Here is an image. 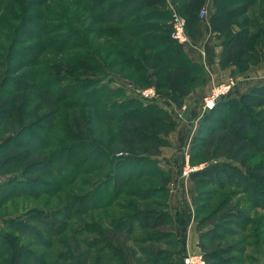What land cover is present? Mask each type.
I'll return each instance as SVG.
<instances>
[{
  "label": "trees",
  "instance_id": "obj_1",
  "mask_svg": "<svg viewBox=\"0 0 264 264\" xmlns=\"http://www.w3.org/2000/svg\"><path fill=\"white\" fill-rule=\"evenodd\" d=\"M8 1L13 2L11 4L15 6L11 7L10 4L6 7V0H0V68L3 69L0 73V102L2 101L0 123L12 118L13 123L19 122L21 125L25 123L28 115L35 116V119L30 121V124H23L16 135L4 138L0 143L1 148L12 140L16 141L13 146L19 151L17 156H8L1 160L0 164L11 163L12 158L15 161L23 160L25 155H29L36 149L32 148L28 142L17 141L21 131L23 133L27 131L28 137L38 143L37 148L41 153L44 152L46 160L39 158L35 163L29 162L22 168L20 175L1 181L0 203L9 197L22 196L37 199L44 196L54 197L55 204L52 208H34L28 217L25 213L26 215L22 218H9L3 221V226H0V264H46L48 258L37 251L35 245L49 250L52 247L50 238L53 239L68 231L69 224L73 223L72 218L96 210L103 211L107 223L114 229L121 230L125 226L129 232L133 229L132 224L138 221L140 229L158 231L157 235L153 236L155 237L153 240H164L167 244H175V248L171 252L160 250V255L154 258L153 262L156 263V260L161 259L164 264H180L176 257L178 237L171 230L164 229V226L171 223V216L167 210L170 170L163 169L158 160L146 154L115 156L111 150L114 148L111 145L112 138L118 137L122 132L130 135L131 138L127 144L130 148L140 149L133 145L134 141L165 143L162 136L149 135L148 132H143L144 128L125 126L120 122L146 120L154 124L159 121L158 126L165 132L174 126H171L164 118L159 120L156 116L148 115L151 109H158L156 104L126 112L124 110L131 107H140L139 99L120 97L103 103L102 99L109 95L113 97L124 94L120 89L98 84L100 81L95 78L78 77L68 68L62 71L46 68L45 64L43 66L40 60L31 58L30 54L33 51L36 52L37 48L40 53L47 49L58 53L67 52L69 53L66 61L69 62L68 64L73 65L77 70L93 72H101L105 67L103 61L100 64L101 53H105L104 59L112 55L114 58H111L109 65L112 68L118 67L119 73L124 74L123 71L127 70L129 73H126V76L131 80L149 83L148 71L151 69L154 85L159 94L181 103L193 89L206 82V75L203 65L191 60L185 52V46L171 37L172 13L169 2L186 18L187 33L196 43L197 25L200 21L198 13L205 0H71V2H65L74 10L78 8L73 7L72 3H81L87 11L97 13L94 17L96 22L113 24L105 29V33L109 36L108 40L97 43L96 38L93 37V44L96 46L93 51L87 47L86 41H89L87 37L89 32L95 33L94 35L98 33L99 30L95 26L86 25L81 31L68 24V17L63 18L54 12L48 13L50 18L47 20H44V14H27L31 9L30 4L39 6L42 0ZM213 7L209 24L211 32L221 38L218 65L221 69L235 66L243 71L253 60L252 58L260 57L259 51L251 41H254L255 34L264 32V0H213ZM77 12H82L83 16L82 9ZM52 55L55 57L54 54ZM11 62L13 65H10ZM27 66L32 69L22 70ZM95 84L98 85L94 87ZM20 93L32 94L33 99L31 96L24 97L26 100L13 101L10 104V98L6 97L12 94L19 96ZM75 95L80 97L72 105L88 108L84 113L89 117V121L81 119L77 123L73 119L71 121L69 117H64V123H61L56 118L55 105L67 101L65 105L69 106L72 100L70 97ZM27 100L31 102L27 104ZM36 100H39V116L33 114L36 109L33 112L29 111V107ZM43 106L47 109L45 112L42 110ZM159 109L163 114L161 108ZM219 110L222 111L220 115L217 113ZM260 111H264V81L239 97L219 99L211 109L204 112L199 128L200 125L203 126L202 128L208 133L216 129H224L239 137H242L244 132L255 129L257 133L252 141L261 150L264 149V129L258 126V123H261ZM79 113L83 116V111ZM103 121L108 123L107 128L110 126L115 130L110 128L103 131L104 127L101 126ZM53 128L55 132H52ZM32 129L35 130L31 132ZM104 135L108 136L107 143L101 141ZM196 138L193 140H197ZM123 142L126 143V139H123ZM196 145V142L192 143L190 164L198 156L194 152ZM204 148L206 146L197 148V154H204ZM41 155L43 154H39V157ZM149 172L165 174V176L168 172L169 174L163 186L149 182L146 188L123 190L127 182L140 180L143 175L150 176ZM25 175L33 177L27 178ZM189 175L195 184L194 215L199 207L198 186H213L221 189L226 185L236 184L242 186L245 192L251 191L249 198L253 207L264 208V186L256 188L245 174L227 161L218 160L209 163L192 171ZM245 176L249 179V183H246ZM68 184H77L81 187L80 193L77 195L66 193L65 188L63 191V187ZM82 187L87 189L82 190ZM158 189L165 193L162 208L153 211L140 209L138 202L146 201ZM109 191H111L110 194ZM58 194L62 198H59ZM201 207H205V204ZM107 208H110L111 212ZM114 211L127 213L115 214ZM244 212L245 210L228 213L225 216V225L222 224L219 231L223 230L224 234L231 235H236L237 232H249L247 237L255 240L259 234L256 227L261 221L259 219L256 226L248 228L252 220L245 216ZM243 219L246 221L244 222ZM32 220L37 224H31ZM202 224L197 221V228L201 231L200 248L203 240L218 239L222 236L220 232H217L216 226L204 230ZM84 226H89L90 230L97 227L92 223H86ZM39 227H43V230ZM14 232L29 235L39 244L23 241ZM94 232L99 233V228ZM209 233H212V237H208ZM100 237L98 236V239ZM98 251L100 252L101 248ZM232 252L243 251L234 246L230 248L224 246L220 252L202 253L206 260L214 263L228 264L237 261L240 264L241 261H254V257L250 255L246 257V254L241 260L237 256H225L231 255ZM64 253L60 252V255L70 259V256H64ZM206 264H212V262H206Z\"/></svg>",
  "mask_w": 264,
  "mask_h": 264
},
{
  "label": "rangeland",
  "instance_id": "obj_2",
  "mask_svg": "<svg viewBox=\"0 0 264 264\" xmlns=\"http://www.w3.org/2000/svg\"><path fill=\"white\" fill-rule=\"evenodd\" d=\"M24 1V0H20ZM65 2H71V0H42L39 6H33L30 4L29 7L31 9L28 11L27 14H33V13H40L44 14V20H47L50 18L49 12H54L58 16H61L63 18H69V25L83 31L84 27L86 25L95 26L97 28L98 33L94 35L95 33L89 32L87 34V37L89 38L88 42V48L93 51L95 50V45L93 44L94 38L97 43H101L104 40H108L109 36L105 33V29L109 28L110 26H113V24H103L98 23L94 19L95 15L97 13L95 12H89L85 9V7L79 3L73 2V7L75 6L78 9H73L70 7V5H67ZM13 2H9L6 0V7L10 5ZM14 4H11V7H14ZM83 10V16L82 12H77L79 10ZM18 14H20L18 12ZM77 14V15H76ZM180 14V13H179ZM5 15V13H4ZM181 15V14H180ZM6 16V15H5ZM184 20L187 27V21L186 18L181 15ZM10 20L8 16H6ZM85 18V19H84ZM236 27V26H235ZM212 45H210V50L215 52L216 47L218 44H220L221 38L215 34L212 35ZM264 32L261 34H255L254 41L252 40L257 50L259 51L260 57L251 60V62L242 70L237 69L235 66H229L227 67V78H225L222 81H219L218 83H214L210 85V87L206 88L205 91L206 94L210 93L212 89L216 86H218L221 83H227L230 81H233L232 89L226 93L225 95L221 96L219 99L223 98H230V97H239L244 92L249 91L251 88L260 85L261 82L264 81ZM194 39V38H193ZM191 38V40L194 42ZM92 40V41H91ZM185 46V45H184ZM187 46V45H186ZM39 47V46H38ZM191 47V46H188ZM194 48V47H192ZM37 51H33L30 54V57H35L37 60H40V64H45L46 68H50L55 71H62L65 69L73 70L75 75L78 77H88V78H95L98 81H100L98 84H106L112 89H120L124 95H114L105 97L102 99L103 103H107L110 101L115 100L116 98H137L139 99L141 106H134L131 107L128 110H137L139 108H142V106H146L149 104H156L158 106V109L161 108V110L164 112H160V109L150 110L148 112V115L150 116H156L159 120H162L160 118H164L165 120L169 121L171 126H174L169 131H164L162 128H160L159 121H156L157 123H150L146 120H138V121H129V122H120V124H123L125 126H136L144 128L145 131L148 132L149 135H159L161 138H164L165 141L164 144H156V143H146L142 141H134V146H138L140 149L130 148L127 146L130 135L127 133L122 132L121 135H118V137H113L111 141V145L114 146V148L110 149L113 151V154L115 156H128L131 154V156H134L135 154H146L150 158H154L158 160L159 165L166 169L167 171L170 170L171 176H172V169H169V167H166L165 162H163V159H165L166 155H171L176 157L175 158V164L174 170L176 173L179 172V175H182V171L186 165V161L190 158L191 154V146L192 143L196 142V149L194 150L195 155L197 156L194 158L192 164H189L194 167V170L204 167L205 165L222 160L227 161L231 164H233L240 172L245 174L253 183V185L256 188H259L260 186H264V149H259L255 143L252 141V138L255 136V129L248 130L243 133L242 137L234 136L227 132L224 129H216L212 133H208L207 130L205 131L201 125L199 128V123L201 122V119L203 117V114L205 110L203 109V104L199 107L197 105H194L190 103L188 106L187 99L195 100L193 97L195 96L196 90L193 89L188 95L184 97L181 103L175 102L161 94L157 91L154 85V77L152 76V70L150 69L148 71L149 75V83H144L138 80H131L128 76H126V73H129L127 70H124L123 73H119L118 67L112 68L111 65H109V62L111 58H114L112 55L107 56L108 59H104L105 53H99L96 51L97 54H100V64L102 61L104 62L105 67L103 68V71L101 72H93V71H85V70H77L75 67L71 64H68L69 62H66L69 58V53H58L53 50L47 49L43 52H39V48L36 49ZM54 54L55 57L52 55ZM19 58V57H18ZM250 58V59H251ZM10 65H13V62L10 63ZM44 66V65H43ZM31 67H23L22 70H31ZM3 69L0 68V73H2ZM137 76V75H135ZM210 78L213 76L212 73H209ZM98 84H95L94 87ZM205 88V83L199 88L203 87ZM153 87L157 93V98L150 101V99L144 98L140 95L139 91L148 88ZM198 88V89H199ZM33 99L32 94L27 93H20L19 96H15L14 94L8 95L6 98H10L9 103L11 104L13 101L20 102L24 101V97H30ZM18 97V98H17ZM80 95L71 96V105L66 106L65 102L63 101L60 104L55 105V115L58 120L63 122L64 117H69L72 121V119L75 122H80L81 119H85V121H89V117L86 116L84 113L85 110H88V108H80L78 105H72V103H76L77 98H79ZM5 98V99H6ZM49 100V98H48ZM70 100V99H69ZM156 100V101H155ZM2 102V101H1ZM0 102V104H1ZM31 102V100H27V104ZM8 103V104H9ZM39 100H36L31 104L29 107V111L33 112L35 109L34 115L36 114L39 116ZM53 107V106H52ZM198 107V108H197ZM91 108V107H89ZM101 109V108H99ZM42 110L45 112L47 109L42 107ZM93 110V109H89ZM79 111H83L82 114L79 113ZM261 112V111H260ZM218 115L222 114V111H217ZM80 114V115H79ZM188 116V117H187ZM259 118L261 120V123H258V126L263 127L264 129V111L259 114ZM35 116L28 115L27 119L25 120V123H22L20 125L19 122L13 123V119H8L4 122L0 123V143L3 142L4 138L7 137H13L18 133V130H20V127L23 124H30L29 122L34 120ZM191 119H195L193 121H188ZM104 123H101V126L104 128L103 131H106L110 129L109 126L107 128V122L103 121ZM117 122V121H116ZM66 124V123H65ZM64 124V125H65ZM181 126V129H179L178 132H176V127L179 125ZM85 127V123H84ZM106 127V128H105ZM187 127V128H186ZM71 128V127H70ZM74 129V126H73ZM115 130L113 127L111 128ZM190 129V130H189ZM35 129H32L31 132H33ZM52 132H55V129H51ZM185 130V131H184ZM188 131V136L187 132ZM119 132V131H115ZM15 133V134H13ZM36 133V131L34 132ZM37 134L39 135V131H37ZM20 137H18L17 141L25 143L28 142L31 144L32 148H36L33 150L32 153L29 155H25L23 160L15 161L13 158L11 159V163L2 165L0 164V182L3 180H6L7 178H10L11 176H17L20 175L21 170L23 167H26L29 162L35 163L40 159L46 160L44 152H40L37 148V142L33 140V138L28 137L27 131H21L19 132ZM191 136V138H190ZM197 136V138H196ZM258 136V135H257ZM168 137L172 140L173 145L171 146ZM189 138L191 141H189ZM197 140H193V139ZM102 139V138H101ZM108 139L107 135L103 136L102 142H106ZM123 139H126V143L123 142ZM206 141V142H205ZM16 141H10L4 146L0 148V162L1 160H4L8 156L18 155L19 151L16 150V148L13 146ZM107 143V142H106ZM105 144V143H104ZM176 144V145H175ZM171 148H164L165 146H169ZM204 148V154H197V148ZM7 148V149H6ZM180 154L177 156V154ZM166 152V154H165ZM39 154H43L39 157ZM193 158V157H192ZM171 159V158H170ZM167 161L168 157L166 158ZM148 168V167H147ZM150 176H142L140 180H131L127 182L123 186V190H127L129 188H146L149 185V182H152L153 184H160L159 186H163L165 183V180L167 176L165 174H160L156 172H149ZM33 176H38L37 174H32ZM239 175V173H238ZM24 176V175H23ZM27 178L33 177L31 175H25ZM245 176V177H246ZM186 177V176H185ZM246 177V183H249V179ZM171 181V180H170ZM169 181V182H170ZM168 182V185H169ZM244 184V183H242ZM150 186H157V185H150ZM67 191L66 193H73V194H79L80 188L77 184L73 185H65L63 187V191ZM87 189V187H82V190ZM251 189V187H250ZM161 189H158V191L152 195L150 198H147L146 201H139L138 207L142 210H149L153 211L154 209H161L162 202L165 200V193ZM111 191L108 193L110 194ZM250 192L246 191L244 188L236 184H230L222 187L221 189H218L217 187L213 186H198V210H195L196 219L199 222H202L203 229H209L213 226L217 227V232L222 235L218 239H210V240H203L201 242V251L204 252H220L222 247L227 246V248L235 247L239 250H242L243 252H232L231 255H225V256H237L239 260H241L243 257L251 256L254 257V261H241L240 264H264V208L261 207H253L252 202L250 201ZM59 195V194H58ZM58 198V197H57ZM59 198H62L59 195ZM121 198V197H120ZM54 197H39V198H29V197H9L4 199L0 203V226H3V221L7 220L9 218H16V217H24L23 215H26L27 217L29 214H31L32 210L37 207H48L52 208L54 206ZM56 202V201H55ZM147 204V205H146ZM202 204H205V207H201ZM108 211L111 212L110 208H107ZM244 211L245 210V216L250 218L252 221L248 224V228H252L258 224L257 222L261 221V223L258 224L256 229L259 231L258 237L255 238V240L249 239L247 236L249 232L241 233L237 232L236 235L231 234H224V231H219L224 224L225 225V216L232 212V211ZM115 214H121V213H127L125 211H114ZM30 216V215H29ZM74 220V221H73ZM245 222L246 220L243 219ZM72 224H69L68 231L64 232L63 234L57 235L55 238H50V243L52 244V247H50L49 250L45 249L43 246L35 245V248L37 251L41 252V254H45V256L48 258L46 261V264H164L163 260H156L157 262L154 263V258L158 257L160 255V250H168V252L173 251L175 248V244H167L166 241H154L153 236H156L158 231H151V230H144L140 229L138 226V221H135L134 224H132L133 229L132 231L128 232V229L123 226L124 228L121 230L114 229L112 226H109L107 223V218L105 217L102 210H96V211H89L84 215H77L72 218ZM31 224L36 225L37 223L32 220L30 221ZM86 223L92 225H97L96 229L90 230L89 226L85 227ZM219 225V226H218ZM82 226V227H81ZM84 226V227H83ZM251 226V227H250ZM230 227V226H229ZM43 230V227H39ZM97 228H99V233L94 232L97 231ZM15 235L20 236L23 241H28L31 244H39L37 243L31 236L29 235H21L18 232H14ZM98 236H101L98 239ZM212 237V233L208 234V237ZM150 239V240H149ZM93 240H98L97 242H94ZM109 243V244H108ZM101 248V251L99 252L98 249ZM60 252H65L64 256H70V259L64 258L62 255H60ZM249 259V258H248ZM206 260V259H205ZM67 261V262H65ZM167 261V260H166ZM165 261V262H166ZM207 263L212 262V264H222V263H214L213 261L206 260ZM228 264H239L237 261L231 262Z\"/></svg>",
  "mask_w": 264,
  "mask_h": 264
},
{
  "label": "crops",
  "instance_id": "obj_3",
  "mask_svg": "<svg viewBox=\"0 0 264 264\" xmlns=\"http://www.w3.org/2000/svg\"><path fill=\"white\" fill-rule=\"evenodd\" d=\"M169 7L171 8V3L169 2ZM206 11L205 16L200 18V21L197 25L198 28V38L196 43L199 44L205 50L204 57L201 55L197 48H192L185 46V52L194 62L201 63L205 69L206 82L204 86L195 88V96L193 99H187L188 106L191 104L201 106L202 99L206 95V92L203 91L210 85L218 83L219 81L227 78V68L221 69L218 65L219 54L221 50L220 44L217 45L215 52L210 50V45H212V35L209 24V17L214 10L213 0H205L203 7ZM209 73H212L213 76L210 78ZM199 88V89H198ZM198 108V107H197ZM188 117V116H187ZM195 119H189L188 121H193ZM192 123V122H191ZM179 125L176 128V132L181 129ZM187 128V127H186ZM190 130V129H189ZM185 131V130H184ZM188 136V131L186 132ZM191 138V136H190ZM189 138V141L191 139ZM171 146L173 145L172 140L168 137ZM176 145V144H175ZM164 148H171L165 146ZM166 154V152H165ZM180 154H177V156ZM168 160L163 159L166 167L172 169L171 181L168 185V197H167V210L171 216V223L167 226H164V229L171 230L178 237V253L176 257L179 259V263L182 264V259L186 255L196 254L201 251L199 242H200V230L197 228V221L194 215V195H195V184L189 176L179 175V172L176 173L174 170L175 158L171 155H166ZM171 158V159H170ZM199 169V168H198ZM197 170V169H196Z\"/></svg>",
  "mask_w": 264,
  "mask_h": 264
},
{
  "label": "built area",
  "instance_id": "obj_4",
  "mask_svg": "<svg viewBox=\"0 0 264 264\" xmlns=\"http://www.w3.org/2000/svg\"><path fill=\"white\" fill-rule=\"evenodd\" d=\"M171 13H172V30H171V37L175 39L178 43L182 45L191 46L194 48H197L201 55L204 57L205 50L203 47H201L199 44L193 42L191 38L189 37L187 30H186V24L184 18L176 11V9L171 6ZM205 9L201 8L198 16L199 18H202L205 16ZM233 86V81L227 82V83H221L218 86L214 87L212 91L208 94H206L202 99L203 109L209 110L211 109L214 104L219 100V98L226 93H228ZM140 95L147 99H156L157 93L153 87L144 88L139 91ZM194 171V167L191 166L186 161V165L182 171V174L184 176H189V174ZM182 264H206L205 257L202 252L196 253V254H189L183 257Z\"/></svg>",
  "mask_w": 264,
  "mask_h": 264
}]
</instances>
